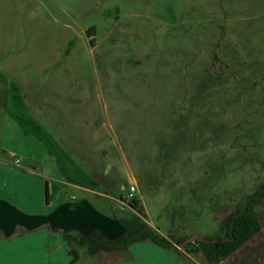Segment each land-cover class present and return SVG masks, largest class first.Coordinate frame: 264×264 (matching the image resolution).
I'll use <instances>...</instances> for the list:
<instances>
[{"label": "rangeland", "instance_id": "374dc122", "mask_svg": "<svg viewBox=\"0 0 264 264\" xmlns=\"http://www.w3.org/2000/svg\"><path fill=\"white\" fill-rule=\"evenodd\" d=\"M20 92L66 182L89 191L75 202L109 195L115 217L135 218L119 195L136 183L143 220L172 241L219 235L264 185V0H0V202L36 221L51 213L46 182L59 185L8 111ZM255 213L262 230L220 264H264V201ZM23 233L0 264H68L62 235ZM79 252L77 264H204L152 242Z\"/></svg>", "mask_w": 264, "mask_h": 264}, {"label": "crops", "instance_id": "0c3cea01", "mask_svg": "<svg viewBox=\"0 0 264 264\" xmlns=\"http://www.w3.org/2000/svg\"><path fill=\"white\" fill-rule=\"evenodd\" d=\"M8 102V111L11 117L13 116L12 118L18 122L20 131L26 136H29L28 140L30 141L27 142L29 147L27 156L33 163L34 169H36V164L38 162H42L47 179L59 186H56L57 189L53 194L51 185H49L51 202L47 205L51 208V213L48 217L40 220L35 221L30 216H23L22 212H17L16 209L9 206L6 202H0V238L2 241V243H0V252H2V249H4L5 252H11L12 250L6 247L12 246L15 239L19 235L24 234V229L33 233L36 228L46 227V230L49 232L48 239L44 241L46 244L51 243L50 239L53 234V236H57L56 240L63 234L81 238L95 231L100 232L108 239H117L122 236L123 229L114 219L121 218L115 217L110 207L105 205L107 204V202H105L106 199L111 201L117 200L109 195H103L104 198L98 199V202L97 200L91 202L89 199L75 202L77 193L81 192V190L83 191L85 188L77 181L73 182V180H68L71 184L66 182V179L63 177L66 162L63 158L60 159L58 152L52 151L54 152L52 155L59 157V163H57L56 158L49 154L48 149L51 146L49 143L51 139L49 137L50 133L46 130L42 133L37 127L39 124L37 119L32 116L28 110V107H32V105H28L23 100L21 92L16 96H10ZM34 106H36V104H34ZM37 106L39 105L37 104ZM12 155L14 156L16 154L12 153ZM64 184H68L75 189L74 194L70 197L66 194L67 200L62 197V192L60 191L61 188L62 191L66 193ZM84 191L89 192L87 190ZM98 194L102 195L100 193ZM120 203L125 205L122 201H120Z\"/></svg>", "mask_w": 264, "mask_h": 264}, {"label": "trees", "instance_id": "16d2710c", "mask_svg": "<svg viewBox=\"0 0 264 264\" xmlns=\"http://www.w3.org/2000/svg\"><path fill=\"white\" fill-rule=\"evenodd\" d=\"M96 27H92L88 34L96 36ZM74 44L70 43L66 55L71 53ZM46 202H50L49 183L46 182ZM119 199L134 210L138 216L131 219L114 218L123 229V234L117 239H108L95 231L87 236L77 238L63 234L62 238L69 247L68 264H77L81 258L79 249L85 250L91 257L99 255H115L125 252L131 246L141 242H152L165 249L177 251L181 254L199 257L204 264H220L250 242L261 230V223L255 213L256 207L264 201V185L247 197L246 203L227 216L221 225V233L214 237L204 236L202 240L190 241L188 238H174L172 241L159 231L147 224L142 217L146 216L141 202L134 198L128 200L126 195H119ZM182 245L183 250L178 247Z\"/></svg>", "mask_w": 264, "mask_h": 264}, {"label": "built area", "instance_id": "2783aa9c", "mask_svg": "<svg viewBox=\"0 0 264 264\" xmlns=\"http://www.w3.org/2000/svg\"><path fill=\"white\" fill-rule=\"evenodd\" d=\"M138 187L136 185V183H131L130 184V188H129V194L127 195V199L128 200H133L134 198H136V193H137ZM202 240V239H199Z\"/></svg>", "mask_w": 264, "mask_h": 264}]
</instances>
